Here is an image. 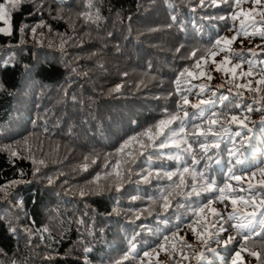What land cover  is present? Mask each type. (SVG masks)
Returning <instances> with one entry per match:
<instances>
[{"label": "trees", "instance_id": "1", "mask_svg": "<svg viewBox=\"0 0 264 264\" xmlns=\"http://www.w3.org/2000/svg\"><path fill=\"white\" fill-rule=\"evenodd\" d=\"M87 2L23 0L13 7L10 0H0L10 16L6 31L0 33V185L26 181L11 190L8 199H2L0 191V264H115L123 260L133 239L137 249L123 264H233L239 260L235 251L243 248H247L241 251L246 264H258L248 252H264V239L253 245L237 234L232 225L239 221L227 219L233 210L232 196L226 188L227 199L221 203L218 189L231 185L249 200L253 198L249 185L259 189L264 180L260 171L264 168V84H255L256 79H264V38L250 35L264 29V22L248 27V36L240 25L246 14L259 21L264 4L215 0L220 6L212 7V0H206L201 7L200 0H92L94 7L89 9ZM39 3L44 4L42 9ZM239 10L240 18L233 21L231 16ZM97 12L99 20L85 21L83 14ZM172 16L177 21L169 27ZM221 16L227 21L218 19ZM0 27L4 28L3 22ZM32 28H37L35 34ZM238 30L230 45L221 41L213 47L219 37L230 38ZM213 52L221 62H214ZM249 62L253 75L242 76ZM236 64L240 68L233 69ZM185 68L193 77L180 75ZM237 84L245 87L237 89ZM184 95L188 105H183ZM201 101L207 103L191 107ZM237 103L239 109L234 108ZM177 104L183 107L178 110ZM165 110L185 119L183 125L174 122L173 128L182 126L186 134H195L198 125L207 131L209 121L218 119L212 131L220 144L204 154L198 143L189 140L200 160L196 169L214 179L217 190L203 192L198 184L196 191L201 194L197 196L186 174L185 194L170 197L167 211L164 201L157 199L172 183L165 173L176 172L181 165L191 168L192 157L169 159L182 152L173 147H157L161 155H141L153 149L141 147L149 142L147 135H137L146 130L155 134L157 122L167 118ZM231 115L244 124L228 122ZM129 137L136 139L121 150ZM212 142L200 138V143ZM237 150L236 159L243 161L238 165L229 156ZM34 160L46 164L37 177ZM117 171L123 175L119 192ZM49 176L56 178L54 185L47 184L44 177ZM179 179L173 177L177 184ZM81 190L90 194L81 197ZM209 200L224 220L207 209L195 215L194 210ZM17 201L22 202L19 208L14 207ZM236 207L243 213L254 210L241 202ZM212 223H222L229 230L219 232ZM229 237L236 240L223 246ZM159 244L166 251H160ZM85 248L91 251L86 253Z\"/></svg>", "mask_w": 264, "mask_h": 264}, {"label": "snow or ice", "instance_id": "2", "mask_svg": "<svg viewBox=\"0 0 264 264\" xmlns=\"http://www.w3.org/2000/svg\"><path fill=\"white\" fill-rule=\"evenodd\" d=\"M10 2L12 3L13 7H15V5L17 4H22L23 0H10ZM223 3H232V0H222ZM235 2L238 4L240 2V0H235ZM253 5L259 6L261 4H264V0H251ZM206 4V0H200V6L204 7ZM220 5L216 4L215 0H212V7H219ZM38 7L40 9H42L44 7L43 3H39ZM87 7L89 9L94 7V4L92 2V0H88L87 2ZM252 11H255V8L252 9ZM85 21L86 22H94L96 20L100 19L99 13H95L93 15H87V14H83ZM239 14H233L231 16V19L233 21L238 19ZM218 19L220 20H224L227 21L228 17L226 16H221L218 17ZM10 21V16H9V12L6 10L5 5L4 4H0V22H3L4 24H9ZM171 21L172 24L169 25V27H171L173 24L176 23L177 21V17L176 16H172L171 17ZM264 22V10L261 11L260 13V20L257 21L256 17L254 15H245V19L240 20V25H241V29L244 30V34L245 36H248L249 33H247L246 29L248 27H253L255 28V25L257 23H262ZM39 27V26H37ZM6 29L0 27V33L5 32ZM21 32L25 31V28H21L20 29ZM229 31H232V29L230 28ZM32 32L33 34H35L37 32V28H32ZM9 35H11V32H8ZM240 34L239 30L237 31V33L233 36L229 37H219L217 39V41L215 42V45H213V47H216L217 45H219L221 43V41H224L227 44H231L233 41H235L238 37V35ZM109 36L112 35V33H108ZM250 35L252 36H256L259 35L260 37L264 38V29H259L256 31H253ZM68 41L65 40L61 45L60 48L63 51L64 50V45L67 43ZM119 50V49H117ZM221 52L225 51V49H221ZM249 51H252L251 49H249ZM261 51H264V48L261 49ZM177 52H180V49H177ZM196 53H193V55H195ZM213 56L217 55V53L213 52L212 53ZM235 58L238 59H242V57L240 56L239 53H235L234 54ZM229 60V57L227 55L224 56V61L227 62ZM197 67H199V62L197 63ZM236 68H240V64H236L233 65V69ZM30 71V69H29ZM72 71H76V69H72ZM261 72L264 73V69H261ZM184 73H187V75L189 77H193V73L190 72L187 68H185L183 70V72L180 74L181 76L184 75ZM235 71L233 70L232 75L235 76ZM242 76L243 75H247V76H252L253 75V66L251 65V62H249V68L247 70L246 73L241 72L240 73ZM201 76L204 75L203 72L200 73ZM179 79V78H178ZM209 79H211V77L209 76ZM251 81H249V86L251 85ZM255 84L256 85H261L264 84V79H256L255 80ZM119 85L116 86V90L119 89ZM237 89L243 88L245 87V85H241V84H237L236 85ZM251 91H259V88L256 89H252L250 88ZM189 92H191V88L188 89ZM201 91H204V88H201ZM229 91H231V89H229ZM65 95H67V92L65 93ZM237 96H242L243 93L242 92H237L236 93ZM222 100H227V97H222ZM72 100L74 102L76 101V97H72ZM207 101H201L200 104H192L191 107L192 108H200L201 104H206ZM189 104V100L187 98V95L183 96V105H188ZM183 105L177 104V109L179 110L181 107H183ZM240 104L237 103L234 105L235 109H239L240 108ZM252 107L249 106L248 111H251ZM231 111V110H230ZM165 115L167 116L166 119H161L157 122L156 124V132L155 134H151L149 131H145L144 133H139L137 134L138 136H143V135H147L148 136V143L146 145H142V148H150L153 149L152 152H141V155H147V156H152V155H161L160 153H157L155 151V149L158 147L159 149H165L167 147H173L176 149H181L182 152L180 154H177L175 156H168L169 159H176V160H180L181 159V155L183 154H187L190 155L192 157L191 160V164L192 167L189 168L187 166H178V169L176 172H167L165 173V175L167 176V179L169 181H171L172 183H170L168 185L167 188H164L160 191V196L157 199H162L164 201V204L162 205L163 209L165 211L168 210L170 204H171V199H175L176 196H182L185 194L184 189L185 187L188 186L187 180H186V174L188 177H190L191 179V187H192V191L195 192V194L197 196H199L201 194L200 191H196L197 185L199 184L202 191L203 192H207V193H213L217 190V184L216 181L214 179H212L210 176H208L205 172L203 171H199L196 169V165L200 163L199 159H196V153L192 150V143L189 142V140L191 139L194 143H198L201 150L203 151L204 154H207V152L209 151V148L212 149H219L220 148V144L216 143V138H217V133L212 131V126L217 125L218 123V119H211L209 121L208 127H207V131H204L202 129H200V126H197L198 131L195 134H186L184 132V128L181 126L179 127V129H174L173 128V123L176 121H179L180 125H183L186 123L185 119L183 117H179L178 115H172L170 113L167 112V110H165ZM214 116H216L217 114L213 113ZM227 114H225L226 116ZM189 113L187 111L184 112V117H188ZM230 123H241L244 124V121L239 119L237 115H231L230 117V121H228ZM246 126V125H245ZM221 127H223V125H221ZM225 131H228L227 128L224 129ZM170 134V135H169ZM203 138L204 141H208L210 138L213 141L210 145L207 143H200V138ZM136 138L134 137H129L128 140H126L124 142V144L121 145V150L125 149L130 142H132L133 140H135ZM169 141H171V143L169 144ZM185 145H187V147H185ZM13 158L17 157V152L13 151L11 153ZM239 155V152L237 150V152H229V156L232 157L233 159H235V164H242L243 161L240 159H236V157ZM85 159H87V157H85ZM201 159H203V156L201 157ZM209 160L212 159L211 156L208 157ZM93 163H95V160L92 161ZM33 163L35 165H37L34 168L33 171V176L37 177L41 174V166H46L45 161L44 160H39V161H33ZM127 163V162H125ZM132 163L135 164L137 163L136 160H132ZM217 163H219V161H217ZM182 167V170H180ZM83 169L86 170L87 169V165L85 164L83 166ZM260 171L262 173H264V168L260 169ZM232 169H229V173L231 174ZM179 176V183H175V181H173V177L174 176ZM116 176L118 178L117 180V185L115 190L117 192L121 191L122 187H123V175L120 171L116 172ZM47 180V184L48 185H54L57 181L55 177H44ZM159 178V174L157 175V179ZM233 179H235L236 181H240L241 177L240 176H232ZM147 177H144V180L147 182ZM26 181H24L23 179L21 180H13V181H9L7 185H0V191L3 192V197L2 199H8L11 196V190H14L16 187H18V185L20 183H24ZM261 187L259 189L255 188V186L253 185H249V190L252 191L253 193V198H250L249 200H245L244 196L242 195H238L235 193V190L232 188L231 185H226L225 187H220L218 190L221 193V196L219 197L221 203L224 202L225 199H227L226 197L223 196V193L225 192L226 188L229 190L230 195L232 196L231 198V204L233 205V210L232 212L228 213V221L231 220H238L239 223L232 225L233 228H235L237 230V234H243V240L245 242L248 243H252L254 245L255 240H259V239H264V199H260L259 201H257L255 199L256 195H264V180H262L260 182ZM169 189H172V191H169ZM80 196L81 197H86L87 195H89L90 193L84 190L80 191ZM192 192H189L188 195H191ZM133 199H136V197H133ZM152 199V198H150ZM241 202L245 205H251L253 207V211L249 212V213H243L241 212V210L236 207L237 203ZM153 203H155V200H153ZM212 201L209 200L208 203L206 205H204L203 208H197L194 210L195 215L199 216V214L204 211L205 209H207L208 212H210L213 217H217L219 220H224V216L222 213H218L217 210L213 207H211ZM22 202L21 201H17L15 206L16 208L21 207ZM237 213H239V215H237ZM136 219H140L139 216L136 217ZM78 224H83L84 221L83 220H78L76 221ZM177 227H179L177 225ZM212 228H216L219 227V232H227L229 229H226L224 227V225L221 224H217V223H212L211 224ZM260 228L261 231L257 232L256 229ZM12 231H15V229H12ZM193 231H195V229H193ZM211 235V234H210ZM215 235H219V233H215ZM164 241L168 240L167 236L163 237ZM236 240V237H229L228 240H226L224 242L223 246H227L228 244L233 243V241ZM206 242V241H205ZM129 247L127 249V251L124 253L123 255V260H118L115 262V264H123L124 261H126L129 257L130 254L134 253L137 249V244L135 243V240H129ZM182 243L187 244L186 241H182ZM158 249L160 251H166L164 244H159L158 245ZM84 251L87 253L89 251H91L90 248H85ZM241 251H247V248H243L241 250H237L234 253V258H239V260L234 259L233 260V264H246L245 259L241 256ZM158 254V253H157ZM249 255L254 256L257 258L258 264H260V262H264V252H258V251H250L248 252ZM144 256L147 257L149 256L148 252L144 253ZM172 257H170L171 259ZM186 258V257H185ZM46 259H50V257H46ZM15 264V262H14Z\"/></svg>", "mask_w": 264, "mask_h": 264}, {"label": "rangeland", "instance_id": "3", "mask_svg": "<svg viewBox=\"0 0 264 264\" xmlns=\"http://www.w3.org/2000/svg\"><path fill=\"white\" fill-rule=\"evenodd\" d=\"M238 14H240L241 13V11L239 10L238 12H237ZM236 13V14H237ZM240 18V16H238V19ZM237 19V20H238ZM4 28H7V25L6 24H4ZM228 36H232V35H228ZM213 60H214V62L217 64L218 62H221V59H220V56H218V55H215V56H213Z\"/></svg>", "mask_w": 264, "mask_h": 264}]
</instances>
